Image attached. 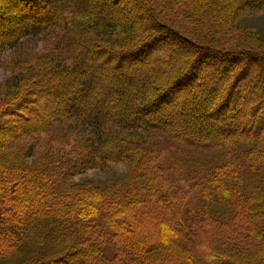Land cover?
<instances>
[{"label": "trees", "instance_id": "obj_1", "mask_svg": "<svg viewBox=\"0 0 264 264\" xmlns=\"http://www.w3.org/2000/svg\"><path fill=\"white\" fill-rule=\"evenodd\" d=\"M253 10L264 0H0V66L54 39L0 84V260L264 264V40L236 23ZM152 138L201 158L173 170ZM109 164L127 179L72 181Z\"/></svg>", "mask_w": 264, "mask_h": 264}, {"label": "rangeland", "instance_id": "obj_2", "mask_svg": "<svg viewBox=\"0 0 264 264\" xmlns=\"http://www.w3.org/2000/svg\"><path fill=\"white\" fill-rule=\"evenodd\" d=\"M236 23L240 25L243 29L251 30L253 35L261 37L259 39L264 40V11H244L243 13L238 14ZM54 39L52 35L44 34L39 37L25 39L24 42L17 47L5 53L0 66V84L4 82L11 74L17 71V68L14 67V62L16 58L18 60L26 59L28 56L36 52H41L43 48L49 47L53 44ZM21 55V58L18 56ZM64 130L63 126L57 125L51 129L52 134H58ZM148 144L154 147V150L158 153L163 154L167 161L171 163L172 169L184 170L185 168H191V165H194L197 160L201 157L186 148H181L180 146L171 144L165 140H160L157 138H152L148 140ZM38 145V144H37ZM27 147L28 145L20 143L18 148H14L17 151H20L21 148ZM46 150L44 146H37L33 152V155L24 159L28 164L36 163L40 158L41 154ZM195 160V161H194ZM128 166L126 164H109L101 170H92L84 175L73 178L75 181H84L89 180L93 181L97 185H106L117 182L118 180L127 179L128 175ZM122 183H127L123 181ZM213 209L216 213L223 214L226 212V209L223 206L215 205ZM187 211L191 213L196 212V206L190 205L186 208ZM44 222V219H38ZM37 220V221H38ZM48 221V220H46ZM50 221V219H49ZM48 221V222H49ZM26 255L36 254L38 251V246L34 244L28 245L26 248ZM54 252L51 253V256H55ZM0 264H21V259H9V260H0Z\"/></svg>", "mask_w": 264, "mask_h": 264}]
</instances>
